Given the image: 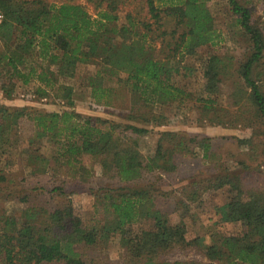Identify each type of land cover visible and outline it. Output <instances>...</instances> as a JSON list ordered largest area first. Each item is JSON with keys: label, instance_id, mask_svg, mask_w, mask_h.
Wrapping results in <instances>:
<instances>
[{"label": "trees", "instance_id": "obj_1", "mask_svg": "<svg viewBox=\"0 0 264 264\" xmlns=\"http://www.w3.org/2000/svg\"><path fill=\"white\" fill-rule=\"evenodd\" d=\"M86 1L93 14L77 0H0L2 97L20 84L61 103L49 112L0 103V264H264V14H255L256 0H225L247 45L235 61L203 58L198 95L188 88L187 58L216 43L207 0H146L151 22L120 16L123 0ZM79 64L94 65L86 83L93 104L109 108L123 97L127 108L75 111L64 79ZM185 100L196 102L200 123L250 128L234 138L246 159L226 166L216 137L169 129L143 154L140 138L167 119L155 109ZM7 144L22 149L28 174L21 160H7ZM223 188L213 222L235 230L188 236L181 218L172 221V211ZM79 192L93 198L90 219L72 205ZM9 201L21 207L8 211ZM114 238L115 261L93 253L107 255ZM176 249L192 252L172 258Z\"/></svg>", "mask_w": 264, "mask_h": 264}, {"label": "rangeland", "instance_id": "obj_2", "mask_svg": "<svg viewBox=\"0 0 264 264\" xmlns=\"http://www.w3.org/2000/svg\"><path fill=\"white\" fill-rule=\"evenodd\" d=\"M201 1V0H200ZM77 3L84 6V8L91 14L94 13L92 6L86 0H77ZM156 5H161L159 0H154ZM256 15L264 14V0H256ZM207 6L212 13V23L216 34L215 45H207L201 48L195 56L188 57L187 61L191 68L194 70L190 75L188 88L196 95L202 93L203 79L201 78V62L203 58L211 53L219 55L232 56L233 60H237L241 57L245 46L247 45L246 38L234 22L233 16L225 2V0H207ZM119 15L123 16L127 11L138 17L140 20L151 22L150 15L148 13V7L146 0H123L119 9ZM156 25H153V28ZM157 46V43H155ZM156 55L161 57V53L156 48ZM94 71V65L92 64H79L76 67L74 75L71 78L64 79V82L74 89V109L80 114H104L105 110H118L127 108V101L123 97L114 103L109 105V108L100 107L97 104H93L89 95V87L86 85L88 76L92 75ZM225 87V85L223 86ZM222 87V88H223ZM227 91V88H223ZM30 88L23 87L17 84L14 95L11 99H4L0 93V103L10 106H27L42 111H57L61 107V103L58 98H43L37 99V97L31 93ZM225 95L222 93L217 98V106L225 105ZM117 104V105H116ZM156 112L166 116V122L160 127H154L150 133L143 135L140 138L139 147L143 154L150 155L153 152L155 140L157 138V132L161 130H182L189 133H199L210 137H216V152L221 154L222 161L226 166L231 167L237 159H246V151H239L234 138H246L250 135V128L243 125L237 126H216L211 124H203L197 121L198 112L196 109V102L194 100L184 102L169 103L163 107L156 108ZM101 111V112H100ZM12 143V141H11ZM13 144V143H12ZM7 144L4 147L5 154H7V160L15 165L16 161L21 160L22 169L24 174H28L29 166L26 164L25 159H21L23 153L21 148H16L13 145ZM95 174L99 173V165L94 166ZM94 174V175H95ZM48 179V178H47ZM259 179V178H258ZM46 180V179H45ZM66 180V179H65ZM251 182V181H250ZM264 179L259 181V185H263ZM177 185V183L171 182L170 186ZM69 188H74L70 184ZM76 188V187H75ZM163 188H168L165 185ZM227 190L225 188L218 189L213 192H205L199 198L198 202L190 205L189 210L179 209L178 211H172L170 213L172 221L176 222L180 218L186 224L188 236L191 235H203L209 231H217L219 233H227L235 230V225L230 223L213 222L215 220L214 212L216 207L226 202ZM72 205L77 214L82 215L83 218L90 219L93 210V198L86 192H79L73 194L71 197ZM5 207L8 211L14 208H20L21 205L15 201H9L5 203ZM170 207V208H169ZM167 207L171 210V205ZM166 208V207H165ZM206 242H210L206 235ZM81 250V249H80ZM107 255L101 251L93 252L97 253L100 257L108 256L110 261H115L119 254L120 249L118 247L117 239H111L106 247ZM83 251V249H82ZM192 252V250H180L176 249L171 251L172 258L174 257H186V253Z\"/></svg>", "mask_w": 264, "mask_h": 264}, {"label": "built area", "instance_id": "obj_3", "mask_svg": "<svg viewBox=\"0 0 264 264\" xmlns=\"http://www.w3.org/2000/svg\"><path fill=\"white\" fill-rule=\"evenodd\" d=\"M2 20H3V15H2V12L0 11V24H1Z\"/></svg>", "mask_w": 264, "mask_h": 264}]
</instances>
